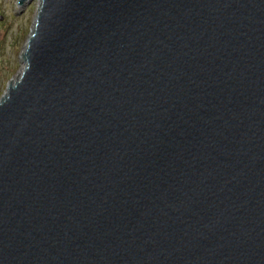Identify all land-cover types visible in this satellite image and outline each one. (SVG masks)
Listing matches in <instances>:
<instances>
[{
  "label": "water",
  "instance_id": "water-1",
  "mask_svg": "<svg viewBox=\"0 0 264 264\" xmlns=\"http://www.w3.org/2000/svg\"><path fill=\"white\" fill-rule=\"evenodd\" d=\"M21 60L0 264H264V0H38Z\"/></svg>",
  "mask_w": 264,
  "mask_h": 264
},
{
  "label": "rangeland",
  "instance_id": "rangeland-1",
  "mask_svg": "<svg viewBox=\"0 0 264 264\" xmlns=\"http://www.w3.org/2000/svg\"><path fill=\"white\" fill-rule=\"evenodd\" d=\"M37 3L38 0H29L21 5L18 0H0V94L23 66L21 52L32 27Z\"/></svg>",
  "mask_w": 264,
  "mask_h": 264
}]
</instances>
